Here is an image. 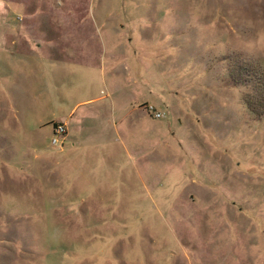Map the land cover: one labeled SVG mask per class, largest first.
<instances>
[{
  "label": "rangeland",
  "instance_id": "1",
  "mask_svg": "<svg viewBox=\"0 0 264 264\" xmlns=\"http://www.w3.org/2000/svg\"><path fill=\"white\" fill-rule=\"evenodd\" d=\"M6 1L36 17V35L18 44L104 42L118 56L134 48L146 54L148 82L126 119L134 162L117 152L99 181L80 168L93 183L65 168L50 176L34 156L71 142L79 107L68 112L97 71L86 57H34L32 68L0 46V264H264V115L246 105L264 99V0ZM49 23L47 38L38 36ZM123 33L134 38L127 44Z\"/></svg>",
  "mask_w": 264,
  "mask_h": 264
},
{
  "label": "crops",
  "instance_id": "2",
  "mask_svg": "<svg viewBox=\"0 0 264 264\" xmlns=\"http://www.w3.org/2000/svg\"><path fill=\"white\" fill-rule=\"evenodd\" d=\"M0 1L2 4L1 10L4 12V16L1 17L0 21L1 26V24L9 23L5 14L9 12L13 13L16 10L5 7V3L9 6V2L7 3L6 0ZM16 13H19L20 15L16 16V23L11 24V26H9V30H4V32L0 29V46L2 47V52L4 54H13L16 52L18 55L23 57L24 60L29 61L32 68H36V65L33 64L34 57H38L40 61L44 59L47 61L53 60L55 65L69 61L79 63V59L81 57H86L88 60L84 62V65L88 64L95 71H97L93 77L89 78V80L82 82L83 84H86V89L83 91L84 94H82L83 97L77 98L68 112L70 118V115L74 113L75 107H79L78 114L74 117V122L72 121L71 135L67 132V128L65 126L66 136L68 135L71 138V142L65 146L61 145L57 150V153L42 152L40 155L35 154L34 160L36 161V158H38V161H43L44 166L41 168L49 166V173L47 174L50 176L55 169H59L63 172V169L65 168L67 172L71 171V174L74 173V176L76 175L73 181H91L92 183L96 181L89 178H78L80 177L78 173H80L81 169H85L84 167H90L86 173H92L91 178L99 181L101 176L106 177L111 174L108 166H113L110 159L111 156H114L117 152L120 155L125 154L129 162H134L132 160L134 149L132 143L134 130H132L130 122L126 119L129 112L132 111V101L139 99L142 92L147 91L146 88L148 81H142L143 75L144 78L146 77L147 79L146 54L136 52L134 51V48H132L130 49L131 53H125L124 55L118 56L115 51L119 49L117 44L108 45L104 42L99 44L97 43V38L94 39L97 43L95 47L80 46L79 44L74 47L64 46L62 45L61 40L51 37H49L51 40L44 39L41 44L36 42L34 48L25 43L18 44L21 37L32 35L36 31L35 24L31 23V21L34 22L36 20V17L28 13L23 14V12L19 11H16ZM64 16L65 15H63V17ZM42 21H46V15L42 16ZM47 22L51 23V17L48 18ZM50 23L48 26L51 29L44 26V28L40 30L41 33L38 36L47 38L49 31L53 30ZM6 34L15 36L17 40L8 41L12 45L7 42H3L5 40L4 35ZM99 35L102 36V34ZM122 35L128 40L127 44L129 43V40L131 42L134 38V36L127 35V33H123ZM91 39H93V36L90 40ZM104 40H106V36L100 41ZM47 42L53 44L54 48L47 45ZM55 45L58 46L55 48ZM60 45L62 46L60 47ZM72 53H75V56ZM127 54H133L134 61L139 63L140 71L138 73H134L133 68H131V58L130 62L128 60V62L131 63V66L129 63L127 64ZM47 63L50 64V62ZM112 63L114 64L112 65ZM142 85L144 86L143 88ZM96 91H98V93ZM65 124L67 123L65 122ZM137 125L139 128L141 127V125ZM110 132L118 133L119 142L117 144L111 143L109 139H106L105 134H109ZM89 133L94 134H92V137L90 138H88L89 135L85 139L80 138V135ZM82 153L87 154L86 157H89V164L81 160L83 158ZM29 162L31 163V161ZM26 165L27 164H24L21 168L22 174L26 170ZM101 167L105 168L100 171ZM34 168H36L34 167V164H31V167H27L29 170H35ZM101 172L104 175H101ZM43 176L44 175L38 170L37 177L41 181ZM34 178L36 177H33L32 179L34 180ZM140 179L142 178L140 177ZM51 183L55 182L52 181Z\"/></svg>",
  "mask_w": 264,
  "mask_h": 264
},
{
  "label": "trees",
  "instance_id": "3",
  "mask_svg": "<svg viewBox=\"0 0 264 264\" xmlns=\"http://www.w3.org/2000/svg\"><path fill=\"white\" fill-rule=\"evenodd\" d=\"M257 95V102L254 105V103H250L249 99H246V105L249 107L250 110L254 111L255 113H257V115H264V99H263V95Z\"/></svg>",
  "mask_w": 264,
  "mask_h": 264
},
{
  "label": "built area",
  "instance_id": "4",
  "mask_svg": "<svg viewBox=\"0 0 264 264\" xmlns=\"http://www.w3.org/2000/svg\"><path fill=\"white\" fill-rule=\"evenodd\" d=\"M64 124L58 122L55 123V125L53 126V141L57 142L58 144H61L62 140L59 137H62L64 134ZM59 138V139H58Z\"/></svg>",
  "mask_w": 264,
  "mask_h": 264
}]
</instances>
